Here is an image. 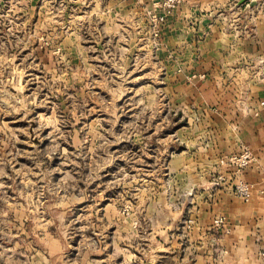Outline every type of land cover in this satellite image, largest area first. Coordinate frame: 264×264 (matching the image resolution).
<instances>
[{
    "label": "rangeland",
    "instance_id": "rangeland-1",
    "mask_svg": "<svg viewBox=\"0 0 264 264\" xmlns=\"http://www.w3.org/2000/svg\"><path fill=\"white\" fill-rule=\"evenodd\" d=\"M108 1L0 0V264H189L204 245L184 190L201 114L158 51L186 0ZM252 160L221 156L214 184L250 201Z\"/></svg>",
    "mask_w": 264,
    "mask_h": 264
},
{
    "label": "crops",
    "instance_id": "crops-1",
    "mask_svg": "<svg viewBox=\"0 0 264 264\" xmlns=\"http://www.w3.org/2000/svg\"><path fill=\"white\" fill-rule=\"evenodd\" d=\"M257 1L186 0L161 31L158 51L175 66L169 80L176 102L201 114L187 127L201 132L186 138L184 190L193 194L185 206L194 218L188 233L204 245L182 257L189 264H264V9ZM244 147L253 154L244 175L253 184L248 202L213 179L219 158ZM220 214L227 222L216 226Z\"/></svg>",
    "mask_w": 264,
    "mask_h": 264
},
{
    "label": "built area",
    "instance_id": "built-area-1",
    "mask_svg": "<svg viewBox=\"0 0 264 264\" xmlns=\"http://www.w3.org/2000/svg\"><path fill=\"white\" fill-rule=\"evenodd\" d=\"M181 1H182V0H163V6H164L165 8H167V9L171 10V9H173L176 5H178ZM160 19L162 20L163 17H161ZM247 157H248V154H245L244 156L242 155V156L240 157V159L245 160ZM236 158H237V157H233L232 159H236ZM239 187H240V188L243 187V188H241V189L246 190V189H249L250 186L242 185V184H241ZM239 187H238V188H239Z\"/></svg>",
    "mask_w": 264,
    "mask_h": 264
}]
</instances>
